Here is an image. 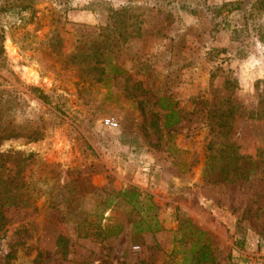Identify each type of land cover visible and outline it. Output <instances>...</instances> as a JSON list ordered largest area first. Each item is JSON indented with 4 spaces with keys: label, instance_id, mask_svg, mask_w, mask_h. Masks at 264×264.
<instances>
[{
    "label": "rangeland",
    "instance_id": "1",
    "mask_svg": "<svg viewBox=\"0 0 264 264\" xmlns=\"http://www.w3.org/2000/svg\"><path fill=\"white\" fill-rule=\"evenodd\" d=\"M0 96V264H264V0H0Z\"/></svg>",
    "mask_w": 264,
    "mask_h": 264
},
{
    "label": "trees",
    "instance_id": "2",
    "mask_svg": "<svg viewBox=\"0 0 264 264\" xmlns=\"http://www.w3.org/2000/svg\"><path fill=\"white\" fill-rule=\"evenodd\" d=\"M31 91L38 92V97L43 99L45 102L48 101V98L41 90L38 88H31ZM3 100L0 96V140L2 139H8L10 137H14L19 135V131L16 130L13 126H10L9 123L1 121V115L3 111ZM224 113L219 115V117H225L228 118L230 116H233L235 112L233 111V108L227 107L224 111ZM175 114L174 112H172ZM171 114V115H173ZM248 118H255L256 120H259L264 124V103H262L261 107L257 109V111L251 114H248ZM177 120H173L172 122H176ZM15 129V130H14ZM37 136H33L31 140H37ZM244 166L242 164H239L236 166V168L242 169V172L244 173V177L247 179V172L248 170L246 168H243ZM12 181L6 182L0 178V215H2V212L6 210L8 207L17 206L19 205L20 200L17 198V194L13 193V190L15 189L16 185L11 184ZM13 186V187H12ZM132 190H124L123 193H129L130 196H134L133 192L130 193ZM202 233V232H200ZM196 255L194 256V259L192 260V264H205L207 262H212L214 260L210 245L207 241H201L198 245V249L195 250Z\"/></svg>",
    "mask_w": 264,
    "mask_h": 264
},
{
    "label": "built area",
    "instance_id": "3",
    "mask_svg": "<svg viewBox=\"0 0 264 264\" xmlns=\"http://www.w3.org/2000/svg\"><path fill=\"white\" fill-rule=\"evenodd\" d=\"M104 123L108 126H116L117 125V122L113 119V118H106L104 120ZM138 246H134L133 249H137Z\"/></svg>",
    "mask_w": 264,
    "mask_h": 264
},
{
    "label": "bare ground",
    "instance_id": "4",
    "mask_svg": "<svg viewBox=\"0 0 264 264\" xmlns=\"http://www.w3.org/2000/svg\"><path fill=\"white\" fill-rule=\"evenodd\" d=\"M28 80H33L32 76L30 75V73L27 75Z\"/></svg>",
    "mask_w": 264,
    "mask_h": 264
}]
</instances>
